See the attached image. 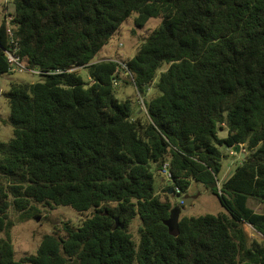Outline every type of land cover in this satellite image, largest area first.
<instances>
[{
	"label": "trees",
	"instance_id": "16d2710c",
	"mask_svg": "<svg viewBox=\"0 0 264 264\" xmlns=\"http://www.w3.org/2000/svg\"><path fill=\"white\" fill-rule=\"evenodd\" d=\"M10 27L37 83H12L5 98L14 136L0 141V264H264V0H14ZM4 3L0 76L13 74ZM134 14L161 24L127 66L147 121L120 101L115 61L94 62ZM87 70L52 75L70 68ZM227 129L228 135L219 137ZM247 154L222 184L220 147ZM168 164L176 196L193 183L226 212L165 222L173 204L154 188ZM169 182H172L169 185ZM179 191V192H178ZM93 212L65 236L45 235L35 255L16 260L11 208L28 204ZM34 209V208H31ZM139 218V242L129 232ZM124 228L115 229L116 220ZM250 225L263 237L251 239Z\"/></svg>",
	"mask_w": 264,
	"mask_h": 264
},
{
	"label": "rangeland",
	"instance_id": "374dc122",
	"mask_svg": "<svg viewBox=\"0 0 264 264\" xmlns=\"http://www.w3.org/2000/svg\"><path fill=\"white\" fill-rule=\"evenodd\" d=\"M4 0H0L2 5ZM8 8L10 12L14 13V4L9 3ZM137 14L132 15L114 35L110 43L105 46L100 53L95 57L94 62L100 61H123L128 62L132 59L140 44L145 41L151 33L161 24V18L151 19L144 28H138L135 25V18ZM168 69L164 66L157 73L156 79L153 85L149 88L146 95H144L145 105L147 102L155 99L159 92L156 88V84L160 79L162 72ZM85 82H89V75L87 70L82 69L78 71ZM41 80L39 74L32 72L13 73L0 76V141L4 143L10 142L13 138V127L10 123V107L5 98V94L9 91L12 83H37ZM121 84L115 88V95L120 101L131 100L134 118L142 122L147 121V113L142 110V105L139 102L138 91L132 84L131 79L124 74L120 76ZM228 135V130L225 129L219 132V137L224 138ZM223 154L222 159V171L218 176L219 183L222 184L228 179L234 171L241 165L247 152L241 148L240 154L233 153L232 150L227 147H220ZM155 176L154 188L160 195L163 201L170 200L173 204L172 209L175 206L182 207L180 214V220L183 217H195L206 214L217 215L226 210L222 207L218 198L214 196L209 190H207L202 184L193 183L186 194L182 196H176L166 192V185L168 179L163 172H158L156 167L152 168ZM185 197L190 198V204L182 205V201ZM249 207H251L257 213H264V204L250 200ZM34 208V209H31ZM92 211L85 214H78L72 208L69 207H49L45 204H28L27 208L18 211L11 208L9 211V218L13 222L11 230L12 243L15 251L16 260H22L26 257L33 256L37 253L41 241L45 235H58L65 236L64 227L65 224L71 226H77L81 220L92 216ZM39 218V220H37ZM141 221L139 218L133 220L129 226V232L131 233L134 241L139 242V227ZM244 229L248 236L258 242L263 241V237L258 234L250 225H244ZM5 237L4 234L0 235V238Z\"/></svg>",
	"mask_w": 264,
	"mask_h": 264
},
{
	"label": "built area",
	"instance_id": "2783aa9c",
	"mask_svg": "<svg viewBox=\"0 0 264 264\" xmlns=\"http://www.w3.org/2000/svg\"><path fill=\"white\" fill-rule=\"evenodd\" d=\"M14 0H4V10L3 13L4 15H6L7 18V33L8 36L10 38V44L11 47L8 51H6V56H7V60L11 66V71L12 72H19V73H23V72H32L34 74H40L39 71L37 70H30L28 68L27 62L25 60H23L21 58V56L19 55V44L17 43V41H15L14 39V34L13 31L11 30L10 27V21L14 18L12 12H10L8 5L9 3H12ZM118 64V68H117V72H116V76L113 79V86L114 88L120 86L121 81H120V76L121 74H124L126 77H129L131 79L132 82H134L133 76L130 73L128 66H127V62H123V61H115ZM83 68H70L67 70H56V71H52L49 72V74L52 75H56V74H63V73H73V72H78L79 70H82ZM139 95V102L142 105V110H144L146 112V106H145V102H144V98L143 96L138 92ZM163 173L166 175L168 180L172 179V175L169 171V166L168 164L164 165V170ZM179 192V191H178Z\"/></svg>",
	"mask_w": 264,
	"mask_h": 264
},
{
	"label": "water",
	"instance_id": "95a60500",
	"mask_svg": "<svg viewBox=\"0 0 264 264\" xmlns=\"http://www.w3.org/2000/svg\"><path fill=\"white\" fill-rule=\"evenodd\" d=\"M241 148H242L241 145H237V146L233 147L232 151L235 154H240L241 153ZM171 184H172V182H169V185H171ZM169 193L170 194H174V189L172 188L169 191ZM190 201H191L190 198L185 197L183 199V201H182V205L190 204ZM181 212H182V207L175 206L170 212L169 219L165 222V225L168 227V229L170 230V233H172V234H177L178 233ZM37 220H39V218H37ZM116 223L117 224L115 226V229H118V228H122L123 229L124 228V225L119 223V219L116 220Z\"/></svg>",
	"mask_w": 264,
	"mask_h": 264
}]
</instances>
